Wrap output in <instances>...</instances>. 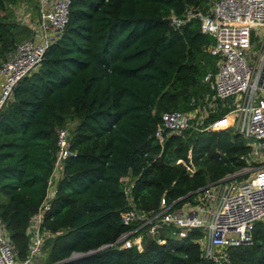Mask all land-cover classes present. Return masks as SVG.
<instances>
[{
    "label": "trees",
    "instance_id": "1",
    "mask_svg": "<svg viewBox=\"0 0 264 264\" xmlns=\"http://www.w3.org/2000/svg\"><path fill=\"white\" fill-rule=\"evenodd\" d=\"M17 1L0 0V63L30 31L3 14ZM210 1L70 0L64 29L0 108V218L18 257L28 252L25 229L45 196L56 128L68 126L73 153L43 217L53 233L44 242L46 264H212L195 228L181 237L162 233L161 243L146 236L142 250L112 245L132 227L120 214L123 175L133 178L135 206L149 212L161 197L173 208L193 201L245 164L247 141L228 127L165 129L162 143L154 135L163 111L192 110L213 93L204 77L217 69L207 50L214 38L197 17L178 28L169 20L189 9L206 13ZM217 102L205 122L228 109ZM226 250L222 264H264V223L250 243Z\"/></svg>",
    "mask_w": 264,
    "mask_h": 264
},
{
    "label": "built area",
    "instance_id": "2",
    "mask_svg": "<svg viewBox=\"0 0 264 264\" xmlns=\"http://www.w3.org/2000/svg\"><path fill=\"white\" fill-rule=\"evenodd\" d=\"M37 1L38 15L31 35L18 42L1 60L0 108L11 96L17 81L37 67L45 48L59 36L67 23L70 0ZM211 1L206 13L189 9L182 17L170 15L169 20L174 28H178L191 17H197L200 30L214 38L207 50L217 56V69L207 72L204 77L213 93L206 95L203 104L192 112L163 111L154 135L162 143L165 129L168 133H178L189 127L198 130L228 127L247 141L248 150L240 155L245 164L207 183L193 201L173 208L161 197L158 209L149 212L135 206L131 192L133 178L129 174L123 175L120 180L126 201L120 214L122 222L132 227L112 243L118 248L134 246L142 250L146 236L161 243L165 241L162 233L181 237L195 228L202 233L196 239L201 255L212 264L228 263L226 248L250 243L256 223H264V158L259 159L249 175L241 176L264 149V0ZM252 30L260 35L258 48L251 46ZM218 99L222 107L228 109L205 122L209 112L218 110ZM56 139L45 196L30 215L25 229L28 252L22 258L17 256L0 218V264H46L44 242L53 233L42 225L43 217L63 175L65 158L73 153L68 126L56 128ZM185 165L190 172L193 171V167Z\"/></svg>",
    "mask_w": 264,
    "mask_h": 264
},
{
    "label": "rangeland",
    "instance_id": "3",
    "mask_svg": "<svg viewBox=\"0 0 264 264\" xmlns=\"http://www.w3.org/2000/svg\"><path fill=\"white\" fill-rule=\"evenodd\" d=\"M213 1V0H212ZM211 1V2H212ZM38 1L37 0H18L15 4L8 5L3 12L5 17L9 21H14L18 23L21 27H28L30 29L29 32L22 30L19 35V42L25 38H28L36 23V18L38 15ZM250 41L252 48H258L260 44V35L256 34L253 30L250 34ZM75 123V120L70 124L71 126ZM264 158V149L261 153L253 158V163H251L249 170L244 172L241 176H247L251 173L252 169L258 165L259 159ZM83 253H73L70 257L75 258L79 257Z\"/></svg>",
    "mask_w": 264,
    "mask_h": 264
},
{
    "label": "crops",
    "instance_id": "4",
    "mask_svg": "<svg viewBox=\"0 0 264 264\" xmlns=\"http://www.w3.org/2000/svg\"><path fill=\"white\" fill-rule=\"evenodd\" d=\"M0 80H1V75H0ZM211 95H212V94H211ZM211 95H210V96H211ZM202 104H203V103H202ZM196 109H197V107H196V108H194V109H192V110H189V111H191V112H192V111H194V110H196Z\"/></svg>",
    "mask_w": 264,
    "mask_h": 264
},
{
    "label": "water",
    "instance_id": "5",
    "mask_svg": "<svg viewBox=\"0 0 264 264\" xmlns=\"http://www.w3.org/2000/svg\"><path fill=\"white\" fill-rule=\"evenodd\" d=\"M197 12V10H195V13ZM114 247H116V246H114ZM87 253H90V252H87ZM69 259H72L71 257L69 258Z\"/></svg>",
    "mask_w": 264,
    "mask_h": 264
}]
</instances>
